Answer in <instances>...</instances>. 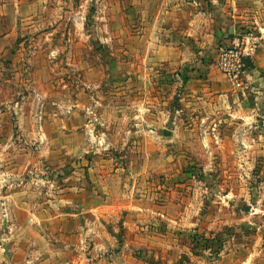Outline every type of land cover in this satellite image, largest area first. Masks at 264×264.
Wrapping results in <instances>:
<instances>
[{"label": "rangeland", "instance_id": "rangeland-1", "mask_svg": "<svg viewBox=\"0 0 264 264\" xmlns=\"http://www.w3.org/2000/svg\"><path fill=\"white\" fill-rule=\"evenodd\" d=\"M56 4L31 5L25 67L1 68L0 264H264V66L233 85L214 59L234 94L197 95L195 67L148 75L138 31L109 28L97 0L84 29ZM106 180L135 187L142 221L109 222L103 255L57 249L56 197Z\"/></svg>", "mask_w": 264, "mask_h": 264}, {"label": "crops", "instance_id": "crops-1", "mask_svg": "<svg viewBox=\"0 0 264 264\" xmlns=\"http://www.w3.org/2000/svg\"><path fill=\"white\" fill-rule=\"evenodd\" d=\"M0 1H3L0 6V75L2 67L19 73L25 67L26 39L21 36L28 28L27 16L33 12L29 9L40 2V7L46 10L48 0ZM56 1L51 15H70L74 25L85 28L86 0L80 2L81 5L77 0H68L67 10L63 5L65 1ZM97 3L99 18L105 19L103 23L109 24V28L138 31L134 34L137 44L147 46L146 54L139 61L150 65L148 75L173 77L176 71L195 67L194 73L207 82L204 88L195 89L197 95L200 90L218 94L219 101L233 96L228 81L216 69L213 60H216L217 43L227 44L237 30L254 28L261 35V45L249 59L253 66L246 69L245 78L258 79L257 67L264 66V32H261L264 31V0H97ZM131 186L106 180L87 186L74 184L68 194H59L56 202L68 207V212L62 209L48 218L56 236L54 246L69 249L76 245L83 254L89 251L103 255L116 243L120 244L119 232L109 222L127 214L123 223L132 232L135 224L142 221L134 219L133 210L139 207L135 187ZM106 224L108 231L103 229ZM141 229L143 227L138 226L137 232ZM126 233L129 236L128 230Z\"/></svg>", "mask_w": 264, "mask_h": 264}, {"label": "built area", "instance_id": "built-area-1", "mask_svg": "<svg viewBox=\"0 0 264 264\" xmlns=\"http://www.w3.org/2000/svg\"><path fill=\"white\" fill-rule=\"evenodd\" d=\"M260 45L261 35L254 28L240 29L217 51V65L230 83H242L247 61L256 55Z\"/></svg>", "mask_w": 264, "mask_h": 264}, {"label": "trees", "instance_id": "trees-1", "mask_svg": "<svg viewBox=\"0 0 264 264\" xmlns=\"http://www.w3.org/2000/svg\"><path fill=\"white\" fill-rule=\"evenodd\" d=\"M252 66H253L252 63H250V61L248 60L247 61V68L252 67Z\"/></svg>", "mask_w": 264, "mask_h": 264}]
</instances>
